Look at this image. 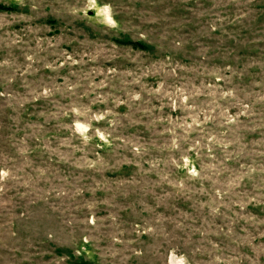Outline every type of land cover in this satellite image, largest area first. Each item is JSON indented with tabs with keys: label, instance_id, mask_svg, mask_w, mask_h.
I'll return each mask as SVG.
<instances>
[{
	"label": "rangeland",
	"instance_id": "rangeland-1",
	"mask_svg": "<svg viewBox=\"0 0 264 264\" xmlns=\"http://www.w3.org/2000/svg\"><path fill=\"white\" fill-rule=\"evenodd\" d=\"M0 4V264H264V0Z\"/></svg>",
	"mask_w": 264,
	"mask_h": 264
},
{
	"label": "trees",
	"instance_id": "trees-1",
	"mask_svg": "<svg viewBox=\"0 0 264 264\" xmlns=\"http://www.w3.org/2000/svg\"><path fill=\"white\" fill-rule=\"evenodd\" d=\"M11 7H12V9H14V6H13V5L0 4V9H11ZM138 44H139L141 47H143V46L145 45L144 42H139ZM81 262H82L83 264H87V262H85L84 260H81Z\"/></svg>",
	"mask_w": 264,
	"mask_h": 264
}]
</instances>
